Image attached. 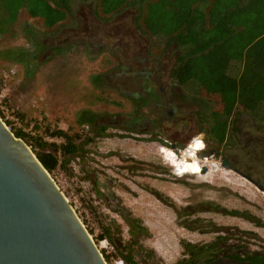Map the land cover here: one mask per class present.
<instances>
[{
	"label": "rangeland",
	"instance_id": "obj_1",
	"mask_svg": "<svg viewBox=\"0 0 264 264\" xmlns=\"http://www.w3.org/2000/svg\"><path fill=\"white\" fill-rule=\"evenodd\" d=\"M89 3L75 4L63 23L49 28L21 9L10 30L0 32L4 117L13 129L32 135L57 127L77 134L79 142L93 137L72 157L67 172L58 168L51 176L75 205L107 264L121 259L112 243L99 239L104 229L139 264H175L186 259L185 244L203 253L208 245L223 254L264 253V191L240 175L258 181L264 177V145L241 143L246 129L264 131V122L240 112L233 123L244 124L242 133L233 129L224 144L207 132H195L197 127L182 139L183 126L199 121L191 97L176 90L188 114L169 122L163 107L152 104L156 93L134 94L142 85L135 78L147 74L141 68L162 75L175 50L156 47L141 29L139 46L130 42L126 48L127 38L116 41L107 25L122 24L125 18L132 23L136 12L125 9L102 18L92 14L101 24L97 27L86 24ZM85 113L93 123L81 121ZM98 123L106 126L101 134ZM201 150L215 155L200 159L196 153ZM219 155L232 159L233 167H222ZM203 166L208 167L205 173Z\"/></svg>",
	"mask_w": 264,
	"mask_h": 264
},
{
	"label": "trees",
	"instance_id": "obj_2",
	"mask_svg": "<svg viewBox=\"0 0 264 264\" xmlns=\"http://www.w3.org/2000/svg\"><path fill=\"white\" fill-rule=\"evenodd\" d=\"M86 1L0 0V32L10 30L21 9L35 18L39 26L52 27L64 22L75 4ZM89 1L98 18L127 7L136 8L138 28L155 40L156 47L176 44L181 48L172 79L185 95L201 103L204 108L201 124L203 121L215 142L228 140L234 127L233 117L240 112L264 121V0ZM23 56L27 59L28 54ZM86 115H82L81 121L93 123ZM6 124L9 125L7 121ZM105 127L95 124L99 134ZM10 129L25 141L49 173L58 168L67 172L72 157L82 152L84 144L93 138L87 136L79 142L77 134L57 127L52 130L46 127L43 134L34 135L12 126ZM44 133L62 141L46 140ZM227 213L237 215L238 211ZM99 239L112 243L125 264H139L133 252L121 247L106 229ZM183 247L186 254L192 256L195 252L190 244ZM250 254L252 257H247L240 251L237 259L264 263V253ZM196 262L191 260V264Z\"/></svg>",
	"mask_w": 264,
	"mask_h": 264
},
{
	"label": "water",
	"instance_id": "obj_3",
	"mask_svg": "<svg viewBox=\"0 0 264 264\" xmlns=\"http://www.w3.org/2000/svg\"><path fill=\"white\" fill-rule=\"evenodd\" d=\"M210 155L197 152L200 158ZM221 165L231 168L226 158ZM0 264H107L49 172L1 116Z\"/></svg>",
	"mask_w": 264,
	"mask_h": 264
},
{
	"label": "flooded vegetation",
	"instance_id": "obj_4",
	"mask_svg": "<svg viewBox=\"0 0 264 264\" xmlns=\"http://www.w3.org/2000/svg\"><path fill=\"white\" fill-rule=\"evenodd\" d=\"M88 12H90V13H88ZM92 14L93 13L91 12L90 9L86 10L85 14H83L85 19H86V24L97 25V27H99V25H101V24L95 23L96 21H98V19L94 18V16ZM92 22H93V24H92ZM121 23L122 24H118L116 22L115 23L113 22L112 24L107 25L109 27L107 29H110V28L114 29L115 35L117 37L113 36V38H116V41H118V40L122 41L123 39L127 38L126 43H125L126 48L129 47L130 42H132V44L135 48L138 47L139 46L138 43H140V41H137L136 38H139V36L136 35V32L128 29L133 23L129 22L127 20V18H125L124 22L122 21ZM131 34H135L136 36H132ZM108 36H112V33L110 31L108 32ZM138 40H140V39H138ZM134 65H138V67H136V69H139L141 67L140 63L135 62ZM174 65H175V62L172 59L165 66V68H164L165 71L162 72V75H160V76L155 75V72H156L155 68L142 67L141 68L142 72H144V71L147 72L145 78H135L139 81V84L141 83L142 85L138 88L139 90H137V92H135L134 94H137V95L140 93L146 94L149 92L156 93V99L153 100L152 104L155 106H159V108L163 107L162 111L164 112L165 119H167V121H169V122H171V121L177 122L179 119H184V116H186L188 114V113L187 114L185 113L186 109H187V107L184 103L185 99L183 98V96L179 97V95L176 93V90H180L179 89L180 87L178 85H175V83L172 81V79L170 77ZM121 69H124V68H121ZM174 85H175V87H173ZM132 92H134V91H132ZM158 99H160L162 101V104H163L162 106H161V102ZM193 101H194L193 103L196 105V110H197L196 115L199 116V121H197V123L195 122L196 123L194 125L195 127L193 126V127L186 129V127L183 126L182 131L179 133V135H181L182 139H188L191 135H193L196 127H197V130L195 132L200 131V132H203L204 134H206V127H205L203 121L201 124V115L200 114H202L203 112H200L198 114L199 109H201V107H202L201 103H199L197 100H193ZM135 111H136V107L133 110V113H135ZM182 112H184L185 115L180 116L182 114ZM134 115L137 116L136 114H134ZM198 116H197V119H198ZM241 125H244V124L240 123L239 121H235V124L233 127V129H235L234 133H237V131L239 133H242L241 130L239 129V126H241ZM224 143L225 142L218 143V144H224ZM241 143L244 145H264V131H255V130L250 129V128L246 129V132L244 134V142H241ZM234 145H239V144L235 143ZM174 146H176V145H174ZM205 147H206V145H205ZM205 147H204V149H205ZM219 157H220V155H219ZM222 158H226V157L221 156L220 159L222 160ZM226 159L228 160L229 165L232 168L233 167L232 165H234L233 160L232 159L229 160L228 158H226ZM249 177L254 182L259 184V186L261 187V190L264 191V177H261L259 179V181L254 179L251 176H249ZM194 251L195 252L192 253L193 254L192 256L190 254H186V255L184 254V256H186V259H181L180 261H177V263H175V264H191V260H195V259L197 262L194 264H264V263H255V262H252L250 260L240 261L237 259V254H238L237 252L223 254V253H221L220 250H218L217 246L215 248H210V249H208L206 247L205 251H208L207 253H203L200 248H197V250H194ZM203 251H204V249H203ZM252 255L253 254H246L245 256L252 257Z\"/></svg>",
	"mask_w": 264,
	"mask_h": 264
},
{
	"label": "crops",
	"instance_id": "obj_5",
	"mask_svg": "<svg viewBox=\"0 0 264 264\" xmlns=\"http://www.w3.org/2000/svg\"><path fill=\"white\" fill-rule=\"evenodd\" d=\"M89 6H90V10H91V12H93V14H94V10H93L92 3H89ZM129 8H130V9H129ZM125 9H128V11H130V12H131V9H133V11L136 12L135 14H133L134 16L132 17V23L134 24V26H133V28H132L131 30L134 31V32H136V35H138L137 32L140 33V32H139L140 28H138V26H137V24H136V16H137V14H138V13H137L138 11H137L136 8L127 7V8H124L123 10H121V11L115 13V14L117 15L118 13L124 12ZM19 12H20V11H19ZM115 14H113V15H115ZM60 23H63V22H60ZM43 28H49V27H43ZM131 35H132V36H136L135 34H131ZM138 36H139V35H138ZM167 48L169 49V51H170L171 49H174V50H175V52H174V56H173V58H172V59L174 60V62H175V65H174L173 68H175L176 65H177V58H178V55L181 54L182 50H181V48L178 47L176 44H168ZM233 67H234V69H236L235 66H233ZM204 100H205V99H204ZM247 115H249V114H247ZM251 117H252V116H251ZM262 122H264V121H262Z\"/></svg>",
	"mask_w": 264,
	"mask_h": 264
},
{
	"label": "built area",
	"instance_id": "obj_6",
	"mask_svg": "<svg viewBox=\"0 0 264 264\" xmlns=\"http://www.w3.org/2000/svg\"><path fill=\"white\" fill-rule=\"evenodd\" d=\"M0 108H1V105H0ZM0 112H1V114H0V116H1V118H2V120L6 123V121H7V117H4V111L2 110V109H0ZM8 123H9V121H7ZM9 128H10V126H11V124L9 123V125H7ZM53 140H56V141H59L60 142V139H56V138H54ZM57 170V169H56ZM56 170H54V171H56ZM54 171H52V172H54ZM51 172V173H52ZM51 173H49L50 174V176H51ZM52 177V176H51ZM52 179H53V181L55 182V184L57 185V187L61 190V188L59 187V184L54 180V178L52 177ZM62 191V190H61ZM62 193H63V191H62ZM64 194V193H63ZM65 196V195H64ZM66 197V196H65ZM66 199L69 201V199L66 197ZM69 203H70V201H69ZM71 204V206H72V208L75 210V208H74V204H72V203H70ZM105 242L107 241L106 239H103ZM102 241V240H101ZM121 259V258H120ZM124 263V261L121 259V260H119V261H115V264H123Z\"/></svg>",
	"mask_w": 264,
	"mask_h": 264
},
{
	"label": "bare ground",
	"instance_id": "obj_7",
	"mask_svg": "<svg viewBox=\"0 0 264 264\" xmlns=\"http://www.w3.org/2000/svg\"><path fill=\"white\" fill-rule=\"evenodd\" d=\"M178 150H179V149H178ZM178 150H177V151H178ZM196 156H197V153H196ZM197 157H198V156H197ZM207 157H212V156H207ZM198 158H200V157H198ZM200 159H206V158L203 157V158H200ZM202 172H203V171H202ZM102 241H104V240H102ZM100 242H101V241H100ZM104 242H105V241H104ZM101 243H102V242H101ZM101 245H104V244H101Z\"/></svg>",
	"mask_w": 264,
	"mask_h": 264
}]
</instances>
